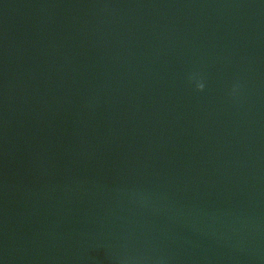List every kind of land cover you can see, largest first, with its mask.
<instances>
[{"label": "water", "instance_id": "95a60500", "mask_svg": "<svg viewBox=\"0 0 264 264\" xmlns=\"http://www.w3.org/2000/svg\"><path fill=\"white\" fill-rule=\"evenodd\" d=\"M0 264H264V0H0Z\"/></svg>", "mask_w": 264, "mask_h": 264}, {"label": "clouds", "instance_id": "9594fccd", "mask_svg": "<svg viewBox=\"0 0 264 264\" xmlns=\"http://www.w3.org/2000/svg\"><path fill=\"white\" fill-rule=\"evenodd\" d=\"M199 87H203V85H199Z\"/></svg>", "mask_w": 264, "mask_h": 264}]
</instances>
